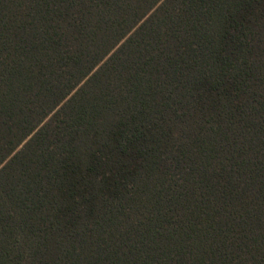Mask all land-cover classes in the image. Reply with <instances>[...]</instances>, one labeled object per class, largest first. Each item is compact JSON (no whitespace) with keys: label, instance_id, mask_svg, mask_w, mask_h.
<instances>
[{"label":"trees","instance_id":"obj_1","mask_svg":"<svg viewBox=\"0 0 264 264\" xmlns=\"http://www.w3.org/2000/svg\"><path fill=\"white\" fill-rule=\"evenodd\" d=\"M0 264H264V0H0Z\"/></svg>","mask_w":264,"mask_h":264}]
</instances>
